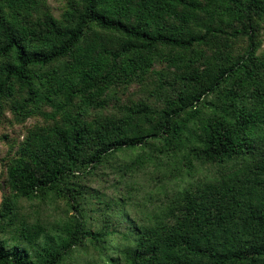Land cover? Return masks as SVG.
Returning <instances> with one entry per match:
<instances>
[{
    "label": "trees",
    "instance_id": "16d2710c",
    "mask_svg": "<svg viewBox=\"0 0 264 264\" xmlns=\"http://www.w3.org/2000/svg\"><path fill=\"white\" fill-rule=\"evenodd\" d=\"M7 111L0 264H264V0H0Z\"/></svg>",
    "mask_w": 264,
    "mask_h": 264
},
{
    "label": "rangeland",
    "instance_id": "374dc122",
    "mask_svg": "<svg viewBox=\"0 0 264 264\" xmlns=\"http://www.w3.org/2000/svg\"><path fill=\"white\" fill-rule=\"evenodd\" d=\"M47 4L51 7L53 12L57 14L59 12V9L61 8L62 0H47ZM6 118L2 121H0V134H6L8 136V139L2 138L0 140V158L6 154V151L8 149V141H12L15 138H19L20 140L22 138V135L25 131L24 127L33 124L36 120L35 118H29L24 124H14L6 119L11 118L10 112L7 111L5 113ZM118 159V158H116ZM3 166L2 162L0 161V201L3 193V186L1 185V180L3 177Z\"/></svg>",
    "mask_w": 264,
    "mask_h": 264
}]
</instances>
